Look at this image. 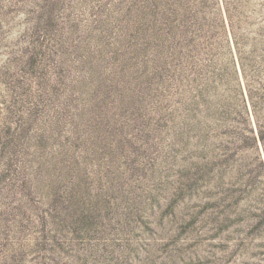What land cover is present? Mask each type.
<instances>
[{
  "label": "rangeland",
  "instance_id": "rangeland-1",
  "mask_svg": "<svg viewBox=\"0 0 264 264\" xmlns=\"http://www.w3.org/2000/svg\"><path fill=\"white\" fill-rule=\"evenodd\" d=\"M0 264H264V0H0Z\"/></svg>",
  "mask_w": 264,
  "mask_h": 264
}]
</instances>
